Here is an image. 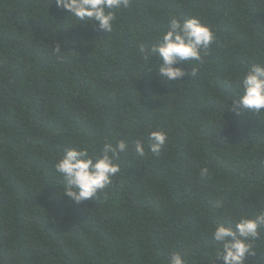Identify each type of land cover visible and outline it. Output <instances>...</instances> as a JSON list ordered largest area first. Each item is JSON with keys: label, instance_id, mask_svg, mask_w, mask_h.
Returning <instances> with one entry per match:
<instances>
[{"label": "trees", "instance_id": "1", "mask_svg": "<svg viewBox=\"0 0 264 264\" xmlns=\"http://www.w3.org/2000/svg\"><path fill=\"white\" fill-rule=\"evenodd\" d=\"M67 15L55 0H0V264H166L173 253L223 264L217 224L264 210V112L231 111L225 85L264 64V0H131L111 33ZM170 15L216 34L202 64L177 65L196 69L179 82L150 75L139 51ZM156 129L169 136L159 156L147 148ZM121 139L111 188L60 197L65 149ZM252 243L247 264H264V230Z\"/></svg>", "mask_w": 264, "mask_h": 264}, {"label": "clouds", "instance_id": "2", "mask_svg": "<svg viewBox=\"0 0 264 264\" xmlns=\"http://www.w3.org/2000/svg\"><path fill=\"white\" fill-rule=\"evenodd\" d=\"M56 7L68 13L79 23L89 26L98 23L99 29L111 33L116 20V12L131 7V0H55ZM66 17V18H67ZM216 41L215 32L199 18H178L170 15L166 31L156 43L146 48L141 45L139 51L144 59L150 60L147 69L151 75L157 73L162 80L179 82L185 75H196V69L186 73L177 65H189L188 62L202 64L209 47ZM53 50L60 52L59 43ZM156 57V63L151 58ZM226 87L235 89L228 96L227 107L240 115L250 113L256 115L264 112V64L254 63L248 67L233 84L225 82ZM148 150L159 156L169 140L168 133L156 129L148 134ZM135 153L139 157L145 155L143 141H133ZM129 150V144L121 139L115 144L105 143L98 152H89L87 148L65 149L54 165L56 173L62 177L63 196L69 202L79 204L86 200L97 199L120 173L121 154ZM209 174L207 168L200 170L201 177ZM58 192V193H60ZM222 207V202H217ZM264 230V210H259L252 217H241L234 227L219 223L212 231V239L218 245L216 259L223 264H247L249 258L256 255L253 241L260 238ZM215 259V260H216ZM215 262V261H214ZM166 264H187V260L179 253H173Z\"/></svg>", "mask_w": 264, "mask_h": 264}]
</instances>
